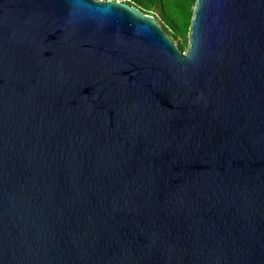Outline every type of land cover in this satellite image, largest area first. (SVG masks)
<instances>
[{"label":"water","instance_id":"obj_1","mask_svg":"<svg viewBox=\"0 0 264 264\" xmlns=\"http://www.w3.org/2000/svg\"><path fill=\"white\" fill-rule=\"evenodd\" d=\"M0 264H264V0H0Z\"/></svg>","mask_w":264,"mask_h":264},{"label":"trees","instance_id":"obj_2","mask_svg":"<svg viewBox=\"0 0 264 264\" xmlns=\"http://www.w3.org/2000/svg\"><path fill=\"white\" fill-rule=\"evenodd\" d=\"M108 1V0H97ZM152 17L166 37L184 53L196 0H114ZM174 43V44H175ZM186 48V49H185Z\"/></svg>","mask_w":264,"mask_h":264},{"label":"built area","instance_id":"obj_3","mask_svg":"<svg viewBox=\"0 0 264 264\" xmlns=\"http://www.w3.org/2000/svg\"><path fill=\"white\" fill-rule=\"evenodd\" d=\"M110 1H114V0H110ZM119 2H121V1H119Z\"/></svg>","mask_w":264,"mask_h":264},{"label":"rangeland","instance_id":"obj_4","mask_svg":"<svg viewBox=\"0 0 264 264\" xmlns=\"http://www.w3.org/2000/svg\"><path fill=\"white\" fill-rule=\"evenodd\" d=\"M121 2H123V1H121ZM175 43V42H174ZM175 45H176V43H175ZM186 49V48H185Z\"/></svg>","mask_w":264,"mask_h":264}]
</instances>
